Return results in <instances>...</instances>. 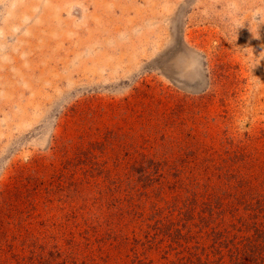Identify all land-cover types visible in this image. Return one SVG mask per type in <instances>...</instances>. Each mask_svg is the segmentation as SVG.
<instances>
[{
	"label": "rangeland",
	"instance_id": "1",
	"mask_svg": "<svg viewBox=\"0 0 264 264\" xmlns=\"http://www.w3.org/2000/svg\"><path fill=\"white\" fill-rule=\"evenodd\" d=\"M263 209L264 0H0V264H216Z\"/></svg>",
	"mask_w": 264,
	"mask_h": 264
},
{
	"label": "trees",
	"instance_id": "2",
	"mask_svg": "<svg viewBox=\"0 0 264 264\" xmlns=\"http://www.w3.org/2000/svg\"><path fill=\"white\" fill-rule=\"evenodd\" d=\"M251 201L252 200L250 199V202ZM240 203H243L245 205L248 204V202L245 203L244 201L240 202ZM258 203H260V202L258 201ZM232 215L236 216L235 213H233ZM251 217H252V215L250 213H248L245 218L247 220H250ZM239 228L240 229L241 228H243V229L250 228V225L246 222L245 224H239ZM236 229H238V228H236ZM263 232L252 233L251 235H249L250 233H247V236H237L236 233H216L217 234V238H216L217 239V246L220 248L216 249L217 252L213 253L215 256L218 255V259L215 257V263L216 264H243L242 261H245L246 257H251V255H255V253L256 254H259V253L262 254V246L257 248V245H255L256 243H252L251 240H253L252 237H254V238H257V240L262 242L263 239L261 236L263 235ZM254 234H256V235H254ZM169 235L170 236L173 235V237H174V233H171ZM234 238H237V239L233 243L232 251L229 254L231 256V259H229V260H231V263H228V261H220L219 259H222L225 257V255L221 252L220 249L225 248V244H229V247H230L232 245ZM170 240H172V239H170ZM184 241L187 242L185 239L183 240V242ZM171 243H173V242H171ZM173 244H175V243H173ZM176 245H178V246H176L177 251L181 255L177 260L178 264H197V263L211 264L212 263L209 260L207 254H205L204 258H202V254H203L202 252H198L195 249H192L193 247L198 248V245L196 244L195 241H194L193 247L188 246L186 244L183 245V243H178ZM194 254L196 255V257H194ZM262 260H263V256H262Z\"/></svg>",
	"mask_w": 264,
	"mask_h": 264
}]
</instances>
